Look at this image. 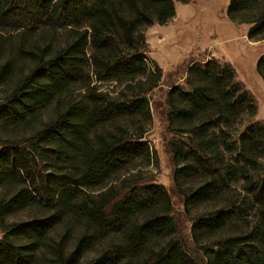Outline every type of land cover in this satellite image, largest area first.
<instances>
[{
    "label": "trees",
    "instance_id": "1",
    "mask_svg": "<svg viewBox=\"0 0 264 264\" xmlns=\"http://www.w3.org/2000/svg\"><path fill=\"white\" fill-rule=\"evenodd\" d=\"M176 1L0 0V264H264V122L230 63L189 61L165 94L191 249L145 181L162 78L145 28ZM225 11L264 37V0Z\"/></svg>",
    "mask_w": 264,
    "mask_h": 264
},
{
    "label": "rangeland",
    "instance_id": "2",
    "mask_svg": "<svg viewBox=\"0 0 264 264\" xmlns=\"http://www.w3.org/2000/svg\"><path fill=\"white\" fill-rule=\"evenodd\" d=\"M227 3L228 0L176 1L174 18L165 25L145 28L146 53L162 69L159 86L148 94L152 123L143 137L156 153L158 166L145 170V181L161 184L169 192L179 234L188 249H191L190 223L173 187L172 164L166 147V140L171 136L165 121L167 90L171 85L185 86V68L189 61L202 63L213 57L231 64L236 81L255 100V119L264 122V83L255 70L257 58L264 53V37L249 39L246 35L249 24L230 21L225 11ZM107 85L101 84L103 88Z\"/></svg>",
    "mask_w": 264,
    "mask_h": 264
}]
</instances>
